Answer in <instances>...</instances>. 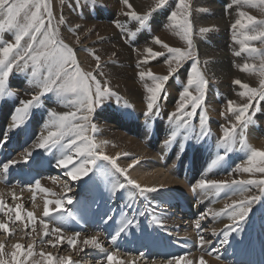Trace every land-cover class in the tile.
Listing matches in <instances>:
<instances>
[{"label": "rangeland", "instance_id": "rangeland-1", "mask_svg": "<svg viewBox=\"0 0 264 264\" xmlns=\"http://www.w3.org/2000/svg\"><path fill=\"white\" fill-rule=\"evenodd\" d=\"M113 1L114 0H96V3L93 5L90 3V0H79V3H77V0H50V6L55 17L53 23L57 24L61 18H63L64 21L63 23L58 24L59 38L73 48L79 65L81 64L80 67L85 72L96 74L106 87L110 88L119 96V100H117L116 96H110L95 106V111L92 113L91 117V124L94 125L87 129L86 134L89 136L90 140L99 145L97 154L103 155L104 153H107L105 151H109V149L112 150L113 148V151H115V141H118L120 144L122 141L126 146L129 145V142L130 144H133V142L139 143L140 141L141 144H143L145 143L143 141H153L154 144L158 145L161 153H163L162 149H164L165 152L167 150L168 157H171L172 161L177 163L173 169H169L170 162L166 161L164 163L162 156H160V159L155 162H160L159 164L163 165L167 173L168 170H170L171 173L173 172L172 177L175 178L176 176L178 180L185 181L187 183V186L185 187L187 188V191H183V189L179 190L177 188H163L167 190H156L153 192H145L142 196L139 195L138 191L128 183V180H132V177L130 176L129 169L124 167L127 163L132 164L135 168L149 166L146 164L147 161L142 162L140 157H138L139 159L132 158L130 156L131 154H125V156L122 157L120 156V162L116 160L117 166H113L109 161L97 159L96 164L92 166L93 169H91L90 176L85 180V183H82V181L71 182V179L65 174L66 171H64V169L59 171L60 167L57 166L59 159L61 158V150L58 147L52 146L48 149H41L38 145L34 152H32L34 148H31V152L28 150L30 147H34L33 144L36 141L40 140V134H47L44 125L48 124L50 120V112L54 111L58 114H64L69 111H75L76 109L74 106L72 108L73 104L70 101L62 100L56 97L55 94L49 93L41 98L39 106L30 110L28 117L23 124L19 127H14L12 117H9V115L11 113L15 114L16 110L23 106V101L32 99L33 95L38 92L31 91L30 93H27V96L23 94L16 96V93L13 91L24 89L23 84L27 82H29V86L25 89H36V87L31 83L30 68L23 72L14 68L5 81L6 94L3 99H0V132L3 135L5 133L4 128L8 127L11 129L10 139L13 137L16 138V140H14L15 143L12 142V140L8 141V144L5 146V142L0 143V149L2 147L4 150H9L8 152L4 151L2 153V158L0 159V178L4 177L3 169L5 168L4 166L6 165V162L10 161V163L14 165L9 168V170H11L10 177L7 180H5L4 177L3 180L5 181H0V199H4L3 201L8 207L14 208L17 205H22V210L25 214L27 212H32L34 216H39L41 213L43 215L42 200L45 198L43 196L44 193L35 188L36 182L39 181L41 188H53V190H58L60 188L59 192L57 191L60 195L56 194L58 198L55 200L63 201L61 206L62 211L60 208H56L57 211L54 212L57 213H55L56 217L53 218V221L46 220V218L42 219L43 216H41L40 219L39 217L36 218L42 229L44 228L41 223L43 220V222H47L49 226L51 225L50 227L53 229L59 227L64 234L74 235L75 233H80L81 235H85L86 239L97 235L98 231L100 233L99 235H101L100 229H102L106 232L108 231L107 235L109 236L107 237V240L112 242L115 240V237H117L116 233L122 225L127 221H132V223L124 232L120 233L119 238L116 241V244L119 246L116 248L118 250L107 245L105 240L104 243H102L103 241H100L103 247L102 249H99L101 250L99 253L100 255L95 258L93 257L94 253L90 254V252L82 253L80 256L74 255V248H71L69 245L63 247L58 245L53 247L52 245L55 243V241L52 240L53 234L44 237V240H39V237L32 233L33 226H27V219H25L26 221L24 223H20L15 222L14 218L10 220L9 217L0 214V220L9 224L11 233L6 234L0 232V244H3L4 249L7 251H9L15 244L24 245L25 249L31 244L33 246L35 257L42 258L39 255L40 252L46 254L50 253L57 259L61 257L70 258L72 264H108L106 255L111 252H116L117 257L120 259L124 258L123 260L125 261L137 257L138 260H141L140 264H175L173 258L177 256H187L189 260L193 261L194 259L195 262L201 257L204 258L203 260L205 263L214 264V261H216L219 264L222 262L223 264H226L232 260L231 255H233V247L237 244V239L234 236L237 233H242L244 231L251 239L254 238L256 241L248 240L245 241L243 245L241 244L237 250L238 255L241 252H249L251 248L250 244L253 242L255 244L259 243L260 245H263L264 194H261V192L254 187H252V191L248 193V195H260L262 199L253 203L251 211L248 213L247 217L242 220V222L240 221V224L237 227L235 224L230 223H228V225L226 224L224 227H219L218 229L222 231L224 230L220 237H216V230H218V219H229L226 213L220 215H217V213H221V210L225 208V205H231V203H233L232 201L235 200L234 202H238L243 198L239 195L241 190L240 186L231 185V181L249 180L252 178V180L264 179V173H260L259 175L258 172L254 174H245L244 172L237 173V169H239L240 166H247L249 153L246 150H241L239 145H237L232 151L225 153V150L220 144V141L223 138V128L230 127L231 124L235 122V114L228 109V102L232 101L234 107L242 106L248 102L246 97H241L239 95L243 89L236 85L234 81L239 79L243 83L256 89H260L262 81H264V77H261L259 73L253 74L241 71L245 63L255 64L257 68H259L260 60L258 56L253 57L247 52L241 51V45L234 40V33L231 25L240 18L239 12L241 11L255 17L257 21L264 20V9L242 3L237 4L236 0H210V2L208 0H190L191 20L193 24L191 38L193 40L194 55L199 60L198 67L205 75L208 85L205 102L201 108L197 109L196 115L188 117L185 114L184 121H179V98L184 88L187 87V78L191 74L193 61L185 60L178 70L174 74H171L167 63V60L171 59L170 54L167 53L166 49H162L159 45L154 43V38L158 37L161 41L167 43L171 47L187 50L186 40L182 38L177 31L168 27L171 23L168 17L172 11L178 10L179 0H168L167 4L163 7H157L156 0H129V3L132 5L131 9L123 3V0ZM130 11H135L139 15L151 13L148 26L144 29H140L139 22L133 20L130 15L126 14ZM103 27H105V30ZM107 30H110V32ZM132 33H135V35L133 36ZM2 40L3 42L11 43L14 42V36L12 33L6 32L3 34ZM2 46L3 45L0 44V47ZM251 46L264 52V44H261L259 41L251 42ZM149 47H151L153 51L163 52L164 55L159 57L148 56L146 49ZM236 52H241L240 56L235 55ZM97 56L100 58L99 61L96 59ZM145 60H147V63H143ZM98 63L100 64L99 69L97 68ZM223 64H225V66ZM173 66H175L174 63ZM125 70H127V72ZM148 70H151L158 76H169V80L165 85L166 91L162 94V99L158 101L157 107L153 110L152 114L148 113L147 103L149 93L145 88V84L150 86L152 82L147 78H145V80L139 78V73L141 71ZM228 70L230 71L227 72ZM118 72H121L122 74H119ZM189 91H191L193 95L197 94L194 88H190ZM4 100L10 101V105L8 106L4 103ZM8 107V110H10L11 113L7 112ZM190 110L191 106H189L186 111ZM174 112L178 113L177 117L171 116ZM6 115L7 118L4 120ZM98 115L103 119V121L100 122L101 124L96 123L98 121L96 116ZM202 115L206 117L205 134H202L199 124V119ZM249 115L251 116L252 123H250L245 130L247 143L252 148L264 151V99L257 97V99L253 101V108L249 110ZM185 121L187 122V127L183 126ZM33 123L36 124L35 129H33ZM102 124L104 126H102ZM178 124L180 125L179 127ZM101 127L106 133H103ZM107 127L108 130H104L107 129ZM30 130L32 131L30 132ZM112 130L113 132L115 131L113 134L116 138L120 135L119 137L121 139H116L112 134ZM121 132L124 134L125 138L122 136ZM172 132H176L174 139L171 135ZM251 132H254L255 136L250 139L249 135ZM127 137L129 139H127ZM5 139L9 138L5 137ZM127 140H131L132 142H127ZM214 142H216V146L213 145ZM109 143L111 144L109 145ZM111 145L114 146L111 147ZM10 146L12 147L10 148ZM125 149L128 150L127 147ZM111 150L109 152H113ZM122 151L121 148L116 152H118L119 155ZM213 153L214 158L209 157ZM181 154L182 158H180ZM219 155L223 156L224 159H218ZM111 158L115 159V157ZM133 160L135 161L134 163ZM124 162L125 164H123ZM147 163H151V161H148ZM16 165L19 166L17 167ZM177 165H179V169L177 168ZM55 166L57 167L56 170H54ZM14 167L17 168L13 169ZM117 167L124 169L125 173L117 171ZM221 167L222 170L218 172ZM187 168L191 170H186ZM233 168L236 169V172H234L235 170H231ZM18 169H20L19 172L17 171ZM32 172H35L37 174L36 176H38V179L36 177L34 182L30 181L28 183H22L21 180L17 183L20 191L26 192L27 190V194L32 193L30 195L31 202L25 200L21 202V196H19V194L15 195L17 197L19 196L17 200L13 199L14 194L12 191L15 189L13 184L14 181L17 179L19 180V175L26 173L31 175ZM187 173H190V176H186ZM211 173L214 175L212 176ZM55 174H59L57 177L60 176L61 179L53 180V178L56 177ZM107 174H111L113 178ZM202 175H205L203 180L226 181L230 187H227L220 192H217L215 189L201 190L196 187V185L202 180ZM192 176H194V178L189 179L192 178ZM108 180L110 183L107 182ZM89 184L91 185L88 186ZM119 184H124L125 187L119 189L117 186ZM127 186L132 189L130 190ZM194 187H196L195 195L194 192L192 193L190 190ZM63 188L65 190H63ZM102 190L104 191L102 192ZM6 191L8 192L6 193ZM66 191L67 193L63 195ZM175 192H177L178 195L175 194ZM186 192L189 193L188 199L191 197L192 199L186 202L184 201L185 203L183 201L179 202L178 205L180 207L177 212L175 211V208H172V205L169 206L168 203L162 204L155 200L156 195L157 200L163 198V196L171 199L170 196L177 198L181 197L180 195ZM8 193L10 196H8ZM235 196L237 198H235ZM69 199L72 203H68ZM203 199L214 204L211 206L208 202H204ZM149 201L151 202L148 203ZM200 203L204 204L202 206L204 209L202 210L196 205ZM217 204H221L222 206L220 207V205ZM185 205L187 208L184 207ZM189 205L194 207L189 208ZM51 206L56 205L53 203ZM214 208H218L219 210ZM158 209L160 210L156 213ZM172 209H174L175 212H171ZM185 212L189 214L187 215L189 216L188 218H182L183 216L181 215ZM145 214L146 216L143 218L142 216ZM165 215L172 218L169 217L168 221L174 225L172 226L171 224L168 225L167 223H164L170 227L160 228L156 219L163 218ZM201 215H205V219L204 221H200V227L197 228L196 223ZM65 217L66 220L64 222ZM109 217H111V219H109ZM85 218L91 219L90 224L87 226H92V230L81 229L86 225ZM95 219L96 221H94ZM177 221H181L182 223L180 222V225L178 224V226L176 225ZM153 222L156 223V225ZM107 224L108 226L105 227ZM231 225L235 230L231 231V235L228 234L227 239H225L224 233L228 231V226ZM248 225H250L249 228ZM77 226L79 227L77 228ZM70 228L75 229L73 230ZM93 228H95V230ZM198 230L201 234L205 232V236L197 235ZM34 232H37L36 225ZM152 233L153 235H151ZM192 234L195 237L193 241L196 242L192 241V238H194L192 237ZM260 234L262 236H259ZM147 235L153 236V240L156 239V242H162V245L167 246L165 247L166 249L173 250L168 253L164 251V254L160 256L162 258L159 259V261L158 257H156V251L153 253L148 247H146L147 245H140V243L148 241ZM229 236L232 239L229 238L228 240ZM201 237H203L205 241L203 245H201ZM126 239L132 243H128ZM135 241H137V244L135 251H133L135 252L134 256H130L128 251V253L122 252L124 248L128 250V248L131 247L132 249ZM189 242L192 246L191 249L186 248V246H189ZM226 242H230V244L228 243L229 246H226ZM57 244H59V242ZM206 246L207 249H203ZM60 247L62 248L60 249ZM209 252H211V254H209ZM224 253L225 256L221 257L220 255ZM141 254H146L147 259L142 260L141 258H144V256L141 257ZM193 256L195 257L193 258ZM243 261L241 262L238 259V263L236 264H251L246 260ZM195 262L193 264H195Z\"/></svg>", "mask_w": 264, "mask_h": 264}, {"label": "snow or ice", "instance_id": "snow-or-ice-1", "mask_svg": "<svg viewBox=\"0 0 264 264\" xmlns=\"http://www.w3.org/2000/svg\"><path fill=\"white\" fill-rule=\"evenodd\" d=\"M168 0H156L157 7H163ZM237 4H246L252 7L264 9V0H236ZM79 3V0H77ZM91 4H95L96 0H90ZM123 3L129 8L132 5L129 0H123ZM130 15L133 20L139 22L140 29L148 26L151 13L146 15H139L135 11L126 13ZM239 19L231 25L234 33V40L241 45V51L247 52L250 56H258L260 60L259 68L255 64L245 63L241 69L246 73H259L264 77V52L251 46V42L259 41L264 44V20L257 21L255 17L248 15L246 12H239ZM55 19L53 10L50 6V0H0V99H3L6 94V78L13 71L14 68L20 71L31 69V83L38 89V92L33 95L32 99L22 102V107L16 110L12 117L13 126L19 127L24 123L30 110L39 106L41 98L46 94L52 93L62 100L70 101L75 107V111H69L64 114H58L54 111L49 113L50 120L46 125L47 135L41 136L39 148L48 149L56 146L61 150V158L58 162V167L65 169V174L72 180H79L80 178L89 174V166H94L97 159L109 161L113 166H116V160L103 154H97L99 145H96L86 134L88 128L93 127L91 124V116L95 111V106L101 103L104 99L110 96H119L110 88L106 87L96 74L85 72L79 65L76 54L69 44L59 38L58 24L63 23V18L53 23ZM170 20L169 28L178 32L186 40L187 50L171 47L167 43L161 41L158 37L154 38V43L159 45L162 49H166L170 54L171 59L167 60L170 68V73L174 74L185 60H192L191 74L187 78V87L184 88L179 98V121H184L185 114L188 117L196 115L198 108L205 102L206 89L208 81L205 75L198 67L199 60L194 55L193 49V24L191 20V4L190 0H179L178 10L172 11L168 17ZM203 31V30H202ZM6 32H10L14 36V42H3L2 37ZM134 36L135 33H132ZM242 37V38H241ZM148 56L159 57L164 55L163 52L153 51L151 47L146 49ZM241 52H236L235 55L240 56ZM99 61V57H96ZM147 63V60L143 61ZM173 63L175 66H173ZM100 68V64H97ZM102 74V73H101ZM139 78L145 80L147 78L152 82L149 86L145 84L146 91L149 93L147 103L148 113L152 114L157 107L158 101L162 99V94L165 93L166 82L169 76L155 75L151 70L141 71ZM243 91L239 93L241 97H246L248 102L242 106H233V102H228V109L235 114V122L230 127L223 128V138L220 141L225 153L232 151L239 145L241 150H246L249 155L247 158V166L237 169L244 173L254 174L256 172L264 173V151H259L252 148L246 140L245 130L250 123H252L249 110L253 108V101L259 97L264 99V81L260 89L252 88L248 84L243 83L237 79L234 81ZM190 88H194L196 95H193ZM191 106L190 111H186ZM178 113L171 114L172 117H177ZM206 117L200 116L199 124L202 134L206 133L205 129ZM180 125L178 124V127ZM183 126L187 127L185 121ZM172 138L176 136V132H172ZM82 158V159H80ZM218 159H224L223 156ZM6 166L3 171L7 172ZM117 171L125 173V170L117 167ZM126 175V174H125ZM127 178V177H126ZM128 183L134 187L139 195H144L145 192H153L155 188H142L138 183L128 180ZM231 185L240 186L239 195L243 197L238 202H233L231 205H226L221 213H226L234 223L244 220L251 211L253 203L261 199L260 195H247L252 191V187L258 189L261 194H264V179L261 180H232ZM251 186V187H250ZM124 184H119L118 188L123 189ZM201 190L215 189L217 192L230 187V185L223 181L215 180H200L196 185ZM193 188V191L196 190ZM35 188L40 192H45L48 195L47 189L41 188L39 181L36 182ZM13 195V199H17ZM57 208H61L63 201L48 200L45 202L44 217L52 215V204ZM68 203H72L69 199ZM23 206L8 207L5 202L0 199V214L9 217L10 220L14 218L15 222L24 223L25 219L30 221L33 225L32 231H35L37 219L32 212L26 214L22 211ZM111 219V217H109ZM205 219V215H201L197 220L196 227H200V221ZM43 223L45 229L44 236L51 234H59L61 229L59 227L52 229L51 233L48 231V223ZM132 221H127L119 231L116 233L118 237L121 232H124ZM239 224H236V227ZM235 230L233 226H228V231L224 233L225 239L231 231ZM0 232L11 234L9 224L0 220ZM80 233H75L73 237L69 238L67 243L71 248L77 245V238ZM63 243V240L60 241ZM205 243L204 238L201 237V245ZM84 245L93 247H100L96 237H91L83 241ZM53 247L56 245L53 244ZM14 251L11 254L10 264H25L21 257H28L29 259L34 255L33 246L28 245L25 249L24 245L15 244ZM4 245L0 244V264H9V261L3 259ZM211 254V252H209ZM39 255L43 258L42 264H72L70 258L61 257L59 259L53 257L50 253L46 254L40 252ZM108 264H125L124 260L118 259L116 252H111L106 255ZM175 264H193L187 256L174 257ZM199 264H205L203 258L200 259Z\"/></svg>", "mask_w": 264, "mask_h": 264}, {"label": "bare ground", "instance_id": "bare-ground-1", "mask_svg": "<svg viewBox=\"0 0 264 264\" xmlns=\"http://www.w3.org/2000/svg\"><path fill=\"white\" fill-rule=\"evenodd\" d=\"M109 1V0H108ZM115 1V0H114ZM113 1V2H114ZM151 1V0H150ZM209 2H210V0H208ZM149 2V1H148ZM116 3V2H115ZM145 3V2H144ZM144 3H143V5H144ZM116 5H117V3H116ZM149 6V5H148ZM119 7V6H118ZM147 7V6H146ZM139 8V7H138ZM113 10V9H112ZM123 10V9H122ZM140 10V9H139ZM219 10V9H218ZM67 12V11H66ZM220 12V11H219ZM85 14V13H84ZM123 20V19H122ZM93 25V24H92ZM103 25V24H102ZM99 29V28H98ZM103 29L105 30V27H103ZM108 32H110V30H107ZM79 32V31H78ZM157 32V31H156ZM167 32H169V31H167ZM80 33V32H79ZM81 33H82V31H81ZM166 37V36H165ZM114 39V38H113ZM117 39V38H116ZM172 39V38H171ZM118 40V39H117ZM168 40V39H167ZM114 41V40H113ZM121 42V41H120ZM171 42V41H170ZM141 44V43H140ZM121 47V46H120ZM222 47V46H221ZM221 49V48H220ZM222 50V49H221ZM225 50V49H224ZM223 50V51H224ZM213 52H216V51H213ZM218 52V51H217ZM217 54V53H216ZM225 54V53H224ZM215 55V54H214ZM123 56V55H122ZM125 56V55H124ZM217 56V55H216ZM226 56V55H225ZM83 57V56H82ZM214 57V56H213ZM84 58V57H83ZM219 59V58H218ZM225 61V60H224ZM218 64V63H217ZM81 65V64H80ZM224 66H225V64H223ZM218 67V66H217ZM216 67V68H217ZM214 68V67H213ZM226 68V67H225ZM229 68V67H228ZM126 72H127V70H125ZM230 70H228L227 72H229ZM221 72V71H220ZM119 73V72H118ZM121 73V72H120ZM119 73V74H120ZM125 73V72H124ZM115 74V73H114ZM122 74V73H121ZM228 74V73H227ZM118 75V74H117ZM120 76V75H119ZM130 76H132V75H130ZM121 77V76H120ZM228 77V76H227ZM131 78V77H130ZM250 78V77H249ZM252 78V77H251ZM125 80V79H124ZM128 80H130V79H128ZM229 80V79H228ZM131 81V80H130ZM17 82V81H16ZM24 82V81H23ZM125 82V81H124ZM128 82V81H127ZM132 82V81H131ZM226 82V81H225ZM29 82H27V83H25V84H23V88L24 89H18V90H15V91H13V92H15L16 93V96L17 95H20V94H23V95H25V96H27V93H30L31 91H35V92H37L38 91V89L36 88V89H25V88H27L28 86H29V84H28ZM25 85V86H24ZM135 86V85H134ZM20 87V86H19ZM33 88H35V87H33ZM29 95V94H28ZM24 96V97H25ZM30 96V95H29ZM28 96V97H29ZM22 97V96H21ZM27 97V98H28ZM18 98V97H17ZM139 98V97H138ZM68 101V100H67ZM4 103H6L8 106L10 105V101H8V100H4ZM67 104V103H66ZM70 105V104H69ZM68 105V106H69ZM72 108H73V105H72ZM9 109V107L7 108V110ZM56 109V108H55ZM67 109V108H66ZM8 113H11V111L10 110H8L7 111ZM2 113V112H1ZM15 114L14 113H11L10 115H9V117H13ZM92 117V116H91ZM97 118V122L96 123H100V122H102L103 121V119H102V117H99V115L98 116H96ZM7 118V115L5 116V118H4V120ZM100 118V119H99ZM3 120V121H4ZM111 122V121H110ZM3 123V122H2ZM1 123V124H2ZM94 123V122H93ZM101 124V123H100ZM33 129H35V123H33ZM45 125H47V124H45ZM44 125V127H46ZM94 125V124H93ZM111 125V124H110ZM102 126H104L103 124H102ZM106 126V125H105ZM96 127V126H95ZM119 127V126H118ZM134 127V126H133ZM102 128V127H101ZM111 128H113V127H111ZM100 129V128H99ZM4 130H5V133L2 135V133L0 132V143L2 142H5L4 143V146L5 145H7L8 144V141H11L12 140V142H14V140H16V138L15 137H13V138H11L10 139V132H11V129L10 128H8V127H6V128H4ZM98 130V129H97ZM104 130H108V127H107V129H104ZM32 130H30V132H31ZM46 131H47V128H46ZM98 131H100V130H98ZM102 131H103V128H102ZM106 133V131H103V133ZM115 132V131H114ZM113 132V130H112V134L114 133ZM99 133V132H98ZM101 133V132H100ZM103 133H101V134H103ZM117 133H118V131H117ZM117 133H116V135H117ZM120 134V133H119ZM121 134H122V132H121ZM255 133L254 132H251V134L249 135L250 137V139L251 138H253L255 135H254ZM1 135H2V137H1ZM46 136L45 135V133H42V134H40V136H39V138H40V140H41V136ZM110 135V134H109ZM108 135V136H109ZM213 135V134H212ZM33 136V135H32ZM104 136V135H103ZM113 136H115L114 134H113ZM120 135H118V138H116V136H115V138L116 139H121L120 137H119ZM122 136L124 137V134H122ZM145 136V135H144ZM214 136V135H213ZM5 137H8L9 139H5ZM100 137V136H99ZM106 137H107V134H106ZM105 137V138H106ZM38 138V139H39ZM111 138V137H110ZM114 138V139H115ZM125 138V137H124ZM112 139V138H111ZM123 139V138H122ZM127 139H129L128 137H127ZM216 139V138H215ZM40 140H38V141H36L33 145H34V147L32 146V147H30V149L28 150L29 152H31L30 150H31V148H34L33 150H32V152H34V150H35V148L36 147H38V145H39V142H40ZM103 140H104V138H103ZM113 140V139H112ZM133 140V139H132ZM154 140V139H153ZM166 140V139H165ZM35 141V140H34ZM99 141V140H98ZM107 141V140H106ZM114 141V140H113ZM128 141H131V140H127V142ZM143 141V140H142ZM105 142V141H104ZM124 142V141H123ZM132 142V141H131ZM143 142H145V143H143V144H141V142L139 141V143H134L133 142V144H130V142H129V145H128V143H127V145L128 146H126V145H124L123 143H122V141H121V144L123 145H121L120 143H118V141H115V151H113V148H112V150L111 149H109V151L111 150V151H113V152H109L108 150L107 151H105V152H107V153H104V155H108L109 157H115V160H117V161H119L120 159H119V157L121 156H125V154L126 155H129V154H131L130 156L133 158H138V157H140L141 158V160H142V162H144V161H151V163H147L146 162V164L149 166V167H143V168H135L134 166H132V164H128L127 163V165L126 166H128V167H124V165H123V167L124 168H127V169H129V171H130V176L132 177V181H135L136 183H138L139 185H141V187H143V188H155V189H157V191H164V190H167V189H163V188H177V189H183V191H187V188H185L186 186H187V183L185 182V181H183V180H178V178L175 176V178L174 177H172L173 175H172V173L170 172V170H168V173H167V171H165V169H164V167H163V165L162 164H159L160 162H155L156 160H159L160 159V156H162L163 157V161H164V163L166 162V161H168V162H170L169 164V169H173V167H175V165H176V163H175V161H172V158L170 157H168V153H167V150H166V152L164 151V149H162V152L163 153H161V150L159 151V147H158V145L157 144H154V142L153 141H150L149 142V140L148 141H143ZM15 143V142H14ZM105 143H107V142H105ZM112 143V142H111ZM111 143H109V145L111 144ZM126 143V142H125ZM101 144V143H100ZM112 144H114V143H112ZM165 144V143H164ZM97 145V144H96ZM109 145H105V146H109ZM213 145H215L216 146V142H214L213 143ZM112 146H114V145H111V147ZM127 147V149L128 150H126L125 148ZM12 146H10V148H11ZM125 147V148H124ZM158 147V148H157ZM103 148V147H102ZM122 148V153L121 154H119L118 155V152H116L118 149H121ZM99 149V148H98ZM104 149V148H103ZM25 150V149H24ZM4 151H6V152H8L9 150H4V149H2V147H1V149H0V159L2 158V153L4 152ZM28 152V153H29ZM109 152V153H108ZM23 153V152H22ZM160 154V155H159ZM129 157V156H128ZM209 157H211V158H214V153L212 154V155H210ZM219 157H220V155H219ZM125 158V157H124ZM180 158H182V154L180 155ZM16 159V158H15ZM80 159H82V158H80ZM139 159V158H138ZM167 159V160H166ZM129 160V159H128ZM135 160V159H134ZM133 160V163L135 162ZM137 160V159H136ZM223 160V159H222ZM154 161V162H153ZM15 162V161H14ZM120 162V161H119ZM122 162H123V160H122ZM128 162V161H127ZM179 162H180V160H179ZM10 161H8V162H6V165L4 166V167H6V166H8L7 167V172L5 173L4 172V177H5V180H7L9 177H10V174H11V170H9V168L10 167H13L14 165H12V163H10ZM119 164H121V163H119ZM123 164H125V162L123 163ZM149 164H151V165H149ZM179 164H181V163H179ZM243 164V163H242ZM122 165V164H121ZM236 165V164H235ZM17 167L19 166V165H16ZM52 166V165H51ZM116 166H117V164H116ZM179 165H177V168L179 169V167H178ZM237 166H239V165H237ZM17 167H14L13 169H16ZM120 167H122V166H120ZM242 166H240V168H241ZM56 166L54 167V170H56ZM236 168V167H235ZM239 168V167H238ZM61 169L62 168H60V170L59 171H61ZM91 169H93L92 168V166H89V174L87 175V176H84V177H82V178H80L79 180H72L70 177V179H71V182H77V181H82V183H85V180H87L88 178H89V176H90V172H91ZM237 169V168H236ZM236 169H231V170H235L234 172H236ZM110 170V169H109ZM186 170H191V169H186ZM215 170V169H214ZM222 170V167L218 170V172L219 171H221ZM13 171H16V170H13ZM18 172L20 171V169H18L17 170ZM22 171V170H21ZM64 171H66L65 169H64ZM111 171H112V169H111ZM155 172V173H154ZM62 173H63V171H62ZM62 173H61V175H62ZM171 173V174H170ZM214 173V172H213ZM213 173H211V175L213 176L214 174ZM237 173H242V171H238L237 170ZM41 174V173H40ZM115 174H116V172H115ZM246 174V173H245ZM260 173L258 172V175H259ZM24 175H26V176H24ZM28 175V176H27ZM37 174L35 173V172H32V174L31 175H29V173H26V174H23V175H19L20 176V179L18 180H16V181H14V187H15V189L13 190V191H15V192H13L12 191V193L14 194V195H17V194H19V196H21V202H23V200H25V201H29V202H31L30 201V199H31V197H30V195L32 194H27L26 192H27V190H26V192L25 191H20V189H18V186H17V183L19 182V181H21L22 180V183H27V182H25V181H31V182H34V179L37 177V179H38V176H36ZM59 174H55V176L56 177H54L53 178V180H58V179H61V177L59 176V177H57ZM107 175H109V176H111L112 178H113V176L111 175V174H107ZM121 175V174H120ZM190 176V173H187L186 174V176ZM206 175V174H205ZM205 175L203 176L202 175V179L205 177ZM210 175V176H211ZM235 175V174H234ZM239 175H241V174H239ZM63 176V175H62ZM109 176H108V178H109ZM223 176V175H222ZM238 176V175H237ZM242 176V175H241ZM246 176V175H245ZM264 176V175H263ZM4 177L3 178H0V181H5V180H3L4 179ZM30 177V178H29ZM33 177V178H32ZM41 177H43V176H41ZM110 177V178H111ZM124 177V176H123ZM257 177V176H256ZM121 178V177H120ZM119 178V179H120ZM171 178V179H170ZM194 178V176H192V178H189V179H193ZM232 178V177H231ZM126 179V178H125ZM253 179V178H252ZM263 179V178H262ZM65 180V179H64ZM116 180V179H115ZM122 180H123V178H122ZM227 180V179H226ZM112 181V180H111ZM183 181V182H182ZM219 181V180H218ZM50 182V181H49ZM57 182V181H56ZM107 182H109V180L107 181ZM226 182V181H225ZM58 183H60V182H58ZM66 183V182H65ZM81 183V184H82ZM110 183V182H109ZM52 184V183H51ZM63 184V183H62ZM80 184V183H79ZM1 185H2V183H1ZM58 185V184H57ZM57 185H55V186H57ZM60 185V184H59ZM91 184H89L88 186H90ZM54 186V185H53ZM62 186V185H61ZM118 186V185H117ZM6 187V186H5ZM116 187V186H115ZM251 187V186H250ZM4 188V187H3ZM57 188V187H56ZM127 188H129V186H127ZM255 188V187H254ZM45 189H47V188H45ZM60 189V188H59ZM59 189L58 190H53V188H48L47 190H48V193H52V194H54V195H48V194H46L45 192H42V193H44L43 194V196L45 197L44 198V200H42L43 201V209H42V211H43V213H44V208H45V202L46 201H48V200H52V201H55V199L56 198H58L57 196H56V194H58V192H59ZM111 189H114V188H111ZM130 190L132 189V188H129ZM256 189V188H255ZM31 190V189H30ZM63 190H65L64 188H63ZM191 190V192L193 193L194 192V195L196 194L195 193V191H193V189H190ZM58 191V192H57ZM104 190H102V192H103ZM111 191V190H110ZM8 191H6V193H7ZM20 192H21V194H20ZM29 192V191H28ZM229 192V191H228ZM232 192V191H231ZM5 193V194H6ZM11 193V194H12ZM67 193V191L66 192H64L63 193V195L64 194H66ZM209 193H211V192H209ZM236 193V192H235ZM9 194V193H8ZM62 194V193H61ZM175 194H177L178 195V193L177 192H175ZM188 194L189 193H184V194H182V195H180L181 197H177V198H173L172 196H170V195H168V196H170V198L171 199H169V198H167V197H165V196H163V198H159V200H157V195H156V201H158V202H160V203H162V204H164V203H168L169 204V206L170 205H172L173 207L172 208H175L176 210V212L177 211H179V205H178V203L179 202H181V201H189V200H191L192 199V197L190 198V199H188ZM260 194V193H259ZM58 195H60V194H58ZM248 195V194H247ZM8 196H10V194L8 195ZM18 196V197H19ZM33 196H34V194H33ZM33 196H32V198H33ZM159 197H161L160 195H158ZM211 196V195H210ZM250 196V195H249ZM17 197V196H16ZM4 198V197H3ZM60 198V197H59ZM72 198V197H71ZM205 198V197H204ZM234 198V197H233ZM235 198H237L236 196H235ZM240 198H241V196H240ZM241 199H243V198H241ZM262 199V198H261ZM4 200V199H3ZM17 200V199H16ZM73 200V199H72ZM148 200V199H147ZM204 200V199H203ZM202 200V201H203ZM239 200V199H238ZM235 201V200H234ZM234 201H232V202H234ZM240 201V200H239ZM151 201H149L148 203H150ZM184 202V203H185ZM204 202H208V204L209 205H213V204H211V202L210 201H205L204 200ZM203 202V203H204ZM237 202V201H236ZM116 203V202H115ZM196 204V205H198V207L202 210V209H204L202 206L204 205V204ZM22 204V203H21ZM232 204V203H231ZM160 205V204H159ZM217 205H220V207L222 206L221 204H217ZM166 206H167V204H166ZM216 206V205H215ZM226 206V205H225ZM50 208H51V212H52V215L50 216V217H44V214L42 215V213H41V215H39V216H35L36 218L37 217H39V219L41 218V216H43L42 217V219H44V218H46V220H50V221H53V218L54 217H56L55 216V213H57V212H54V211H57L56 210V208H57V206H49ZM154 207H156V206H154ZM161 207L163 208V206L161 205ZM185 208H187L186 207V205L184 206ZM191 206L189 205V208H190ZM194 206H192L191 208H193ZM254 207H255V205H254ZM42 208V207H41ZM158 208V207H157ZM164 208H166V207H164ZM213 208V207H212ZM23 209V208H22ZM55 209V210H54ZM161 209V208H160ZM160 209H158L157 210V212L156 213H158L159 212V210ZM214 209H218V208H214ZM221 209V208H220ZM53 210V211H52ZM60 210L62 211V209L60 208ZM64 210V209H63ZM143 210V209H142ZM219 210V209H218ZM23 211V210H22ZM37 211V210H36ZM108 211V210H107ZM174 211V209H172L171 210V212H175ZM41 212V211H40ZM64 212V211H63ZM102 212V211H101ZM147 212V211H146ZM170 212V211H169ZM37 213V212H36ZM35 213V214H36ZM39 213V212H38ZM65 213V212H64ZM144 213V212H143ZM151 213V212H150ZM149 213V214H150ZM61 214H62V212H61ZM101 214V213H100ZM148 214V213H147ZM160 214V213H159ZM185 214V215H184ZM184 214H182L181 216H183L182 218H184V217H186V218H188L189 216H187V215H189V214H187L186 212L184 213ZM85 215V214H84ZM158 215V214H157ZM169 215V214H168ZM226 215V214H225ZM146 216V214L145 215H143L142 217L144 218ZM154 216H155V214H154ZM58 217V216H57ZM83 217V216H82ZM81 217V218H82ZM150 217L152 218V216H151V214H150ZM163 217V216H162ZM165 217H167V218H165ZM165 217H163V218H158V219H156L157 220V222H158V225H159V227L161 228V227H165V228H167V227H170V226H168V225H170L171 223L168 221L169 220V217L170 216H166L165 215ZM228 217V216H227ZM171 218V217H170ZM215 218V217H214ZM52 219V220H51ZM172 219V218H171ZM65 220H66V217L64 218V222H65ZM98 220V219H97ZM254 220H255V217H254ZM26 221V220H25ZM43 221V220H42ZM93 221V220H92ZM94 221H96V219L94 220ZM186 221V220H185ZM204 221V220H203ZM218 222H217V224H218V226H217V229L220 227L221 228V226H225L226 224L228 225V223H230V224H240V221H238V222H233L231 219H228V218H220V219H218L217 220ZM54 222H55V220H54ZM90 222H91V219H87V218H85V226L83 227V228H81V229H91V227H88L87 225H89L90 224ZM147 222V221H146ZM175 222V221H174ZM181 222V221H180ZM180 222H178L177 221V224L176 225H180ZM184 222V221H183ZM242 222V221H241ZM51 223H53V222H51ZM68 223V222H67ZM110 223V222H109ZM154 223V222H153ZM164 223H167L168 225H166V224H164ZM182 223V222H181ZM39 224L40 223H36V230H37V232H34V231H32V233H33V235H36L37 237H39V240L41 239H43L44 237H46V236H44V231H45V229L43 228H41L40 226H39ZM43 224V223H42ZM56 224H57V220H56ZM62 224H64V223H62ZM148 224H149V222H148ZM155 225H156V223H154ZM31 225V227L33 226L32 224H31V222L30 221H27V226H30ZM145 225V224H144ZM172 226L174 225V224H171ZM178 225V226H179ZM51 226V225H50ZM49 225H48V231L50 232V231H52V229L53 228H51ZM108 226V224L105 226V227H107ZM142 226V225H141ZM140 226V227H141ZM232 226V225H231ZM43 227V226H42ZM79 226H77V228H78ZM151 227V226H150ZM177 227V226H176ZM250 227V225H248V228ZM215 228V227H214ZM70 229H73V228H70ZM75 229V228H74ZM73 229V230H74ZM94 230H95V228H93ZM164 229V228H163ZM162 229V230H163ZM176 229V228H175ZM244 229V228H243ZM92 230V229H91ZM214 230H216V229H214ZM226 230V229H225ZM245 230V229H244ZM100 231H101V235H99L100 233H99V231H98V234L97 235H94V236H91V237H96V239H97V242H98V244L100 245V247H93V246H90V245H84L83 244V241L86 239L85 237V235H80L78 238H77V245H76V247L74 248V255H78V256H80L82 253H86V252H90V254H93L94 253V256L93 257H95L96 258V256H98V255H100L99 253L101 252V250H99V249H102V243H104V240H105V242H106V244L107 245H109V246H111L112 248H117V247H119L117 244H116V241L118 240V238H119V236L118 237H115V240H113L112 242H110V241H108L107 240V237L109 236V235H107V232L105 231V230H102V229H100ZM164 231V230H163ZM217 231V234H216V237H220V235H221V233L224 231H222V230H220V229H218V230H216ZM141 232V231H140ZM151 232V231H150ZM199 230H198V232H197V235H204L205 236V232L204 233H199ZM216 233V232H215ZM150 234V233H149ZM151 235H153V233L151 234ZM148 236L147 235V238H148V241H146V242H142V243H144V245H147V246H150V247H153V246H158V247H154V248H152V250H157V249H159L158 251L160 252L161 250H163V251H165V252H169V251H172L173 249H166L165 247H167V246H164V245H162L161 243L162 242H156L155 240H153V236ZM230 235H231V233H230ZM233 235V234H232ZM74 235L73 234H64V233H62V232H60L59 234H55V233H53V236H52V240L53 241H55V245L56 246H66V245H68V243H67V241H68V239L69 238H71V237H73ZM213 236V235H212ZM254 236V235H253ZM259 236H262L261 234L259 235ZM155 237V236H154ZM192 237H194L193 236V234H192ZM237 240H236V246H234L233 247V252H232V254L233 255H231L232 257V260H230V262H227L226 264H236V263H238V259L242 262L243 260H246V261H249V260H251V262L253 263V264H261V263H263L264 264V243H263V245H260L259 243L258 244H255L254 242L252 243V244H250V251L249 252H241L239 255H238V248L240 247V245L242 244H244L245 243V241H251V240H254V241H256L254 238L253 239H251L250 238V236H248L246 233H245V231L244 232H242V233H237L235 236H234ZM263 237V240H264V236H262ZM152 238V239H151ZM198 238V237H197ZM229 238H231L230 236L228 237V240H229ZM61 239L63 240V243H61L60 241H61ZM193 239H195V237L194 238H192V241H193ZM232 239V238H231ZM44 240V239H43ZM222 240H223V238H222ZM100 241H103L102 243H100ZM126 241H128V243H131V241H129V240H127L126 239ZM260 241V240H259ZM59 242V244H57ZM193 242H196V241H193ZM192 242V243H193ZM142 243L140 244V245H142ZM157 243H159V244H157ZM227 244H226V246H229L228 245V243L230 244V242H226ZM136 244H137V241H135L134 242V244H133V248L131 249V248H128V246H127V248H128V250L127 249H125L124 248V250H122V252H124V253H130V256H134L135 255V252H133V251H135V249H136ZM194 244V243H193ZM129 245V244H128ZM195 245V244H194ZM51 246V245H50ZM62 247H60V249L62 248ZM263 247V248H262ZM58 248V247H57ZM140 248V247H139ZM186 248L187 249H191L192 248V246L190 245V242H189V246H186ZM130 249V250H129ZM148 249V248H147ZM203 249H207V246L206 247H204ZM221 249V248H220ZM116 250H118V249H116ZM202 250V249H201ZM14 251V247H12L9 251H7V250H5V249H3V259H5V260H7V261H9V264H10V262H11V254H12V252ZM104 251V250H103ZM128 251V252H127ZM158 251H156V257H158V260L159 259H161L162 257H160L161 255H159V252ZM162 251V252H163ZM120 252V251H119ZM144 253V252H143ZM153 253H155V252H153ZM158 253V254H157ZM152 255H154V254H152ZM142 256H144V258H141L142 260H144V259H147V256H146V254H141V257ZM192 256V255H191ZM196 256V255H195ZM195 256H193V258L195 257ZM221 257L222 256H225V253L224 254H222V255H220ZM41 257V256H40ZM197 257V256H196ZM192 258V259H193ZM227 258V257H226ZM229 258V257H228ZM21 259H23L24 261H25V264H27L28 262V264H42V260H43V258H38V257H35V255H33L30 259L28 258V257H26V256H24V257H21ZM118 259H120V258H118ZM124 259V258H123ZM122 258H121V260H123ZM197 259V258H196ZM200 259H201V257H200ZM200 259L197 261V262H195V260L193 259V261L195 262V264H199V261H200ZM204 259V258H203ZM125 261V260H124ZM140 261L141 260H138L137 259V257L135 258V257H133L131 260H126L125 261V264H140ZM160 261V260H159ZM207 261V260H206ZM212 261V260H211ZM222 261V260H221ZM193 262V263H194ZM244 262V261H243ZM166 263V262H165ZM205 264H213V263H205ZM214 264H219V263H217L216 261H214ZM220 264H223V262L222 263H220Z\"/></svg>", "mask_w": 264, "mask_h": 264}]
</instances>
